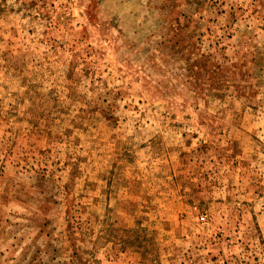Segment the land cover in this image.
<instances>
[{
	"label": "rangeland",
	"instance_id": "obj_1",
	"mask_svg": "<svg viewBox=\"0 0 264 264\" xmlns=\"http://www.w3.org/2000/svg\"><path fill=\"white\" fill-rule=\"evenodd\" d=\"M0 264H264V0H0Z\"/></svg>",
	"mask_w": 264,
	"mask_h": 264
}]
</instances>
